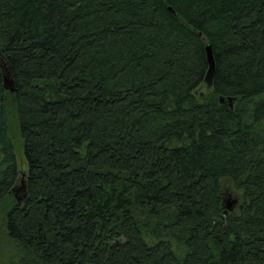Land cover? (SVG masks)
I'll return each mask as SVG.
<instances>
[{"label": "trees", "instance_id": "obj_1", "mask_svg": "<svg viewBox=\"0 0 264 264\" xmlns=\"http://www.w3.org/2000/svg\"><path fill=\"white\" fill-rule=\"evenodd\" d=\"M0 214L8 264H264V0H0Z\"/></svg>", "mask_w": 264, "mask_h": 264}, {"label": "rangeland", "instance_id": "obj_2", "mask_svg": "<svg viewBox=\"0 0 264 264\" xmlns=\"http://www.w3.org/2000/svg\"><path fill=\"white\" fill-rule=\"evenodd\" d=\"M13 133L15 136L16 143V156L19 165L22 168H26V159L21 147V141L19 140V136L17 134V127L15 121L12 122ZM224 189L226 192L232 195V199L241 201V192L237 191L232 184V182L226 181L224 182ZM21 196V195H19ZM14 249L13 243L7 238L6 231L4 229L2 216L0 214V264H8L11 259H14Z\"/></svg>", "mask_w": 264, "mask_h": 264}, {"label": "water", "instance_id": "obj_3", "mask_svg": "<svg viewBox=\"0 0 264 264\" xmlns=\"http://www.w3.org/2000/svg\"><path fill=\"white\" fill-rule=\"evenodd\" d=\"M170 11L175 17H178V15L172 10V8H170ZM199 37L204 43L207 42L203 34H200ZM206 54H207V62L209 66V70L206 77V83L209 86H211L216 72V64H215L212 47L210 45L206 46ZM4 88L10 92L15 91L14 82L12 80L11 73L7 69H4ZM25 191H26L25 185H23L18 190L13 191L15 198L17 199L18 202H22L26 198ZM226 194L228 196V200L226 201L224 208L226 209L227 212H234L237 204L239 203V200L232 199V195L229 194L228 192Z\"/></svg>", "mask_w": 264, "mask_h": 264}]
</instances>
